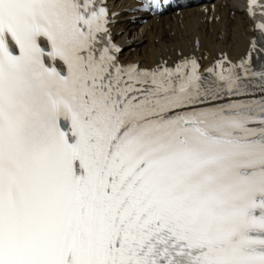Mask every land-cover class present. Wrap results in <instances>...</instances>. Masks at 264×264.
Returning <instances> with one entry per match:
<instances>
[{"label":"snow or ice","instance_id":"1","mask_svg":"<svg viewBox=\"0 0 264 264\" xmlns=\"http://www.w3.org/2000/svg\"><path fill=\"white\" fill-rule=\"evenodd\" d=\"M114 15L0 0V264H264V99L122 63Z\"/></svg>","mask_w":264,"mask_h":264},{"label":"bare ground","instance_id":"2","mask_svg":"<svg viewBox=\"0 0 264 264\" xmlns=\"http://www.w3.org/2000/svg\"><path fill=\"white\" fill-rule=\"evenodd\" d=\"M237 3L228 1L225 6L217 8L220 14L218 23H212L208 27L204 25L195 26L200 22L201 16L194 11V7L186 8L182 11L183 27L176 28L174 23L166 18L159 19V22H151L150 29L145 31L143 25L136 27V39L146 35V42L136 47L133 53H127L129 57L134 56L142 63L151 64L158 55H172L174 50H184L189 48L190 43L196 35L200 42L203 53H215L226 50L229 55L234 56L243 51L246 47L244 32L247 33L246 19L243 13L237 10ZM233 11L230 18L229 11ZM130 29V27H129ZM172 31L173 34L169 35ZM133 35V34H132ZM157 37L156 42L153 38Z\"/></svg>","mask_w":264,"mask_h":264}]
</instances>
